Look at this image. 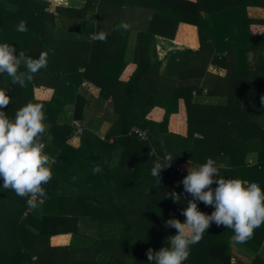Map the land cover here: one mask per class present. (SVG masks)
<instances>
[{"label": "trees", "instance_id": "obj_1", "mask_svg": "<svg viewBox=\"0 0 264 264\" xmlns=\"http://www.w3.org/2000/svg\"><path fill=\"white\" fill-rule=\"evenodd\" d=\"M254 6L264 7V0H0V43L13 45L17 55L47 53V67L25 87L0 74V90L11 101L0 110L14 119L25 104H43L45 150L52 147L57 158L44 185L47 199L25 216L27 198L4 190L0 178V264H150L148 249L159 251L177 233L165 222H185L181 213L193 199L182 183L177 203L168 195L180 161L203 164L228 156L231 178L256 180L264 189V116H257L264 113V18L248 15ZM89 10L95 13L91 21ZM126 10L132 12L129 20L142 21L124 30ZM20 20L25 33L16 31ZM58 28L87 37L110 34L106 42L73 41L57 37ZM131 31L135 45L128 63ZM209 65L224 68L225 75L210 72ZM82 81L98 88L115 120L103 138L82 128L74 148L67 140L73 122L81 120ZM41 86L52 89L49 99L35 97ZM203 93L220 100L200 102ZM66 105H72L70 124L59 121ZM165 151L175 159L158 184L151 169ZM251 152L257 160L247 164ZM96 165L102 171L93 174ZM196 203L206 214L207 206ZM80 216L117 230L106 235L99 228L92 245L76 248L63 237L77 239ZM232 235L213 222L184 264H231ZM263 241L264 225L242 244L256 253L250 264H264L257 255Z\"/></svg>", "mask_w": 264, "mask_h": 264}, {"label": "clouds", "instance_id": "obj_2", "mask_svg": "<svg viewBox=\"0 0 264 264\" xmlns=\"http://www.w3.org/2000/svg\"><path fill=\"white\" fill-rule=\"evenodd\" d=\"M120 28L127 30L129 25L122 23ZM16 31H28L26 22L20 20ZM110 33L100 31L90 39L106 42ZM21 66L24 70L21 71ZM47 67V53L41 52L38 58L26 55L8 43H0V74L10 77L13 84L25 87L34 75ZM264 102V97L261 98ZM10 97L0 90V109L7 107ZM48 131L45 123L43 104L29 102L19 108L14 119L0 110V178L3 189H11L18 197L27 198L26 204L35 209L47 199L44 188L53 176L51 167L57 162L56 157L45 153L43 137ZM162 146H163V142ZM175 158L167 151L163 158H157L151 169V175L160 184L162 170L171 167ZM191 163V162H190ZM99 165L93 167V174L100 173ZM76 177H73L75 180ZM185 192L191 194L192 200L182 211L185 222L169 219L166 228H175L177 233L168 238V246L153 252L148 249L146 255L150 264H184L190 255L191 246L198 244L207 229L214 222L231 229L230 242L246 243L252 238L255 229L264 225V189L255 182L239 178L220 176L217 162L208 158L199 167H190L188 174L180 182ZM217 186L213 189L212 185ZM177 203L181 198L176 192L168 193ZM196 201L206 206H214L210 215L200 211Z\"/></svg>", "mask_w": 264, "mask_h": 264}, {"label": "crops", "instance_id": "obj_3", "mask_svg": "<svg viewBox=\"0 0 264 264\" xmlns=\"http://www.w3.org/2000/svg\"><path fill=\"white\" fill-rule=\"evenodd\" d=\"M67 1L70 2V0H54V2H56L57 4H67ZM247 12H248V15L251 17L264 18V7H256V6L248 7ZM250 12L252 14H250ZM60 30H63L64 32H74L71 30H64V29H60ZM130 36L131 37L128 38V43H127V47H126V51H125V57H124L125 61L128 63H130L132 61V58H133L134 45H135V32L131 31ZM59 38L68 39V40L71 39L73 41H75V39L85 40V41H88L90 39V37H86V39H83L84 37H59ZM211 68H213V69L217 68L219 70V72L217 73L216 71L212 70ZM208 70L212 73L219 74L221 76H224L225 72H226V70L224 68H220V67H217L214 65H209ZM90 88L93 91H90ZM79 92L81 94H83V97H84V105L82 108L83 112H82V116H81V122H82L81 125L83 123L84 124L82 125V127L89 129L90 131L94 132V134L98 135L100 138H103L105 133L107 132V130L112 125L111 122L113 121V118L110 117L111 114L107 111V108H106L108 106V103L105 100L99 98L98 88L96 86L90 84L87 81L81 82V84L79 86ZM34 94H35V97L37 99L47 100L52 95V89L48 88V87L41 86V87L35 88ZM87 97H88V99H91V101H93L95 103L91 107L89 106V102L86 99ZM66 106H70L72 108V105H66ZM67 110H69V109H67V107H65L64 116H66ZM90 111H93V114L91 115V117L86 114V112L89 113ZM104 121H107V123H105ZM48 139H49V137H48ZM48 139H47V141H48ZM110 141H111V139H110ZM67 143L70 146L77 148L80 144L79 134L72 135L67 140ZM181 150L183 152H185L184 148H181ZM54 152L55 151L50 150V149L48 150V152L45 150V153L52 156V157L55 156ZM245 159H246L247 164H253L257 160V153L251 152L246 156ZM214 160L217 162V166L220 169V176L224 177V178L232 179L231 174H230L231 168H230V165L228 163V160H229L228 156H217ZM184 161H186V174L184 176H186L188 174V169L191 166L192 167H199L201 165V164H198V163L190 161V160H184ZM244 180L249 181V182H255L258 184V182L256 180H248V179H244ZM216 186L217 185L214 183L212 185V188L214 189ZM180 188H181V184H180ZM187 194H189V193H187ZM212 211H214V206H207L206 214L210 215L212 213ZM111 226L108 224V225L100 227L98 223L92 222L89 219V217L80 216V218L78 220V234L79 235H77V237H78L77 239H79V240H78L76 248H87L88 246L92 245L95 242V240L98 239L100 236L99 234H97L99 228H102L103 232H101V233L106 234V235L108 233H111V232H114L117 230V226H115L113 224H111ZM63 238H64V240L68 241L69 237L68 238L63 237ZM231 250H232L231 264H250L251 260L256 255V253L249 250L247 247H245L242 244L231 243ZM263 253H264V241H263L261 250L258 252L257 255H259L261 257L260 254H263ZM262 259L264 261V258H262Z\"/></svg>", "mask_w": 264, "mask_h": 264}, {"label": "rangeland", "instance_id": "obj_4", "mask_svg": "<svg viewBox=\"0 0 264 264\" xmlns=\"http://www.w3.org/2000/svg\"><path fill=\"white\" fill-rule=\"evenodd\" d=\"M66 3V2H65ZM67 4H70V2H68L67 1ZM75 4H76V6H81L82 5V1H78V2H76L75 1ZM130 13H132L131 11L129 12V10H126V12L124 13V17H123V21H122V23H126V24H128L129 25V27H131V26H133V24L134 23H141V21L142 20H136V19H134V21L133 20H129V17L132 15H130ZM250 14H252L251 12H250ZM94 15H95V13H94V10H89L88 12H87V14H86V20L87 21H91V20H93V18H94ZM130 15V16H129ZM144 16V12H142V11H140V13H139V17L138 18H140V17H143ZM140 19H142V18H140ZM131 21V22H130ZM132 24V25H131ZM58 29H60V28H58ZM131 34V33H130ZM56 36L57 37H84L83 39H86V37H87V34L85 33V32H82V31H80V30H74V32H64L63 30H56ZM131 37V36H130ZM81 41H85V40H81ZM212 70H214V71H216L217 73L219 72V70L216 68V69H213V68H211ZM226 73V72H225ZM90 91H93V90H91V88H90ZM89 93V92H88ZM90 94V93H89ZM100 98V97H99ZM87 100H88V102H89V106L91 107L92 105H94L95 103L93 102V101H91V99H88V97L86 98ZM220 100V99H219ZM219 100H214V98H212V97H208V96H206L204 93L202 94V96L201 97H199V99H198V101H200V102H207V101H216V103H218L219 102ZM102 102V101H101ZM67 107V109H69V110H67L66 111V116H64V115H61L60 117H59V121L61 122V123H71L72 122V108L70 107V106H66ZM88 107V106H87ZM107 108V111L111 114H109L110 115V117L111 118H113V121L111 122V124L114 122V119H115V114L111 111V108L109 107V105L106 107ZM83 112V111H82ZM86 114L88 115V116H90L91 117V115L93 114V111H90L89 113L88 112H86ZM258 117H261V116H264V113L262 112V113H259V115H257ZM77 122H79L80 124L82 123L81 122V120H79V121H77ZM105 123H107V121H104ZM84 124V123H83ZM82 124V125H83ZM50 147V146H49ZM48 150H49V148H48ZM50 150H53V148L52 147H50ZM25 216V215H24ZM78 238V237H77ZM70 239V240H69ZM78 240L79 239H71V236L68 238V244H70V245H76L77 243H78ZM70 241V242H69ZM261 255V257L262 258H264V253L263 254H260ZM129 264H130V261L128 262Z\"/></svg>", "mask_w": 264, "mask_h": 264}, {"label": "built area", "instance_id": "obj_5", "mask_svg": "<svg viewBox=\"0 0 264 264\" xmlns=\"http://www.w3.org/2000/svg\"><path fill=\"white\" fill-rule=\"evenodd\" d=\"M73 124L75 127L74 134H80L83 128L82 125L77 121L73 122ZM130 132L135 133L137 137L140 139L147 138L146 132L137 127H131ZM174 171H175V177L172 182V191L177 193L176 188L180 184V179L186 174V161H180L178 164L174 165ZM32 210L33 209L27 208L26 211L24 212V215H26V213Z\"/></svg>", "mask_w": 264, "mask_h": 264}]
</instances>
